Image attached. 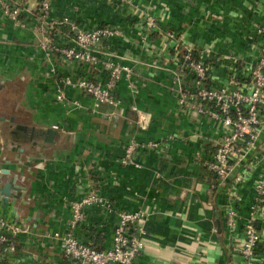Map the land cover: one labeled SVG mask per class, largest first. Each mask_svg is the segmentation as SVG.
Here are the masks:
<instances>
[{
    "label": "crops",
    "instance_id": "obj_1",
    "mask_svg": "<svg viewBox=\"0 0 264 264\" xmlns=\"http://www.w3.org/2000/svg\"><path fill=\"white\" fill-rule=\"evenodd\" d=\"M9 1L18 5L20 14L16 22L3 16L0 9V213L23 230L14 237V252L1 264H68L59 244L43 232L66 228L71 200L88 189L105 194L117 208L146 211L143 247L135 264H247L237 249L241 240L234 246L230 243L221 219V204L231 198V179L238 168L218 183L206 166L219 140V123L211 116L184 111L177 104L179 89L192 87L194 81L174 60L173 42L157 30L142 38L137 2L141 8L160 11L158 0H49L48 18L68 17L85 26L101 23L121 29L105 41L108 58L130 67L137 92L132 95L127 81L121 79L116 93L122 97V109L102 105L96 111L88 109L92 105L88 95L70 86L65 87L66 94L78 98L81 107L66 111L55 100L59 76L87 67L77 62L61 67L57 62L60 72L48 71L43 49L37 44L42 34L34 27L41 0ZM167 1L170 16L161 27L178 32L187 29L202 6L212 5L206 0ZM223 3L231 13L241 11L243 16L198 25L191 35L197 45L212 38L219 42L221 36L232 35L230 26L237 28L232 40L201 53L211 64V85L217 87L228 83L231 66H236L235 76L243 79L241 59L249 69L264 49V38L257 32L264 26V0ZM239 32L247 33L245 39ZM234 48L243 55L236 54L230 65L219 62ZM91 71L97 79L107 74L104 68ZM131 104L150 112L146 128L136 125L137 113ZM16 124L27 128L16 129ZM52 124L62 129L53 128L52 141H45L46 135L40 132ZM32 127L36 134L30 140ZM131 139L159 141L160 150L137 146L135 157L140 165H122L118 158ZM259 139V151L264 153V131ZM260 166H253V172L235 188L232 200L241 214L247 213L253 201L252 186ZM12 178L10 194L5 195L1 187ZM261 206L257 223L262 240L254 264L264 263V202ZM114 217V212L89 207L74 232L94 246L109 245Z\"/></svg>",
    "mask_w": 264,
    "mask_h": 264
},
{
    "label": "built area",
    "instance_id": "obj_2",
    "mask_svg": "<svg viewBox=\"0 0 264 264\" xmlns=\"http://www.w3.org/2000/svg\"><path fill=\"white\" fill-rule=\"evenodd\" d=\"M136 6L139 7L138 4ZM0 9L3 16L18 21V5L9 0H0ZM49 12L50 1L41 0L37 9L38 20L34 25L42 34L37 44L43 49L44 59L49 65L48 71L57 73V62L61 67L66 66L68 62H77L88 68L79 73H62L56 85L55 100L66 111L81 107L83 104L78 98L66 94L65 87L70 86L92 99V105L88 107L91 111L98 110L102 105L121 110L122 97L116 93L119 81H127L132 95L137 92L130 67L126 64H116L108 58L105 41L121 33V29L116 25L101 23L85 26L68 17L51 19L48 18ZM140 27L143 30L142 38L145 39L150 30H157L162 38L173 42L171 48L174 47V40L168 37V32L164 33L165 29L156 24L154 18L146 19ZM257 32L264 38V26L258 27ZM180 42H183L182 39L176 45ZM174 54V60L191 73L194 81L192 87L179 89L177 104L184 111L211 116L219 123V140L206 159L208 170L218 183H223L231 170L238 168L236 175L231 179V198L221 204V219L230 243L234 246L241 240L240 245H236H239L238 251L247 264H254L262 240V229L257 221L261 214V203L264 202V153L259 151V138L264 131V115H260V109H264V49L257 62L246 72L243 70V77L249 78L250 82L242 88L237 86L238 80L235 85L227 83L219 87L211 84L206 86L205 79L210 77V73L206 76L207 70L210 71L211 66L206 64L201 54L194 57V52L189 50H184L181 54L175 51ZM95 68L106 69V77L97 79L92 76L91 70ZM130 107L137 113L136 125L146 128L150 122V112L138 109L135 104ZM52 128L62 129L58 124H52ZM137 146L160 150L159 141L131 139L124 145L118 161L122 165L139 166L140 163L135 157ZM198 153L195 155L199 156ZM247 160L248 165H244ZM259 163L261 166L252 186L253 201L249 204L247 213L241 214L232 200L237 194L235 188L244 183L253 172V166ZM70 206L71 215L66 228L43 232V236L52 238L59 244L68 264H135L143 247L142 221L146 216L144 209L117 208L111 198L95 189H88L80 198L71 200ZM92 206H97L106 213L114 212L109 245L94 246L81 240L74 232V228L85 220L87 208ZM21 230L23 228L20 224L0 213V264L14 252V237Z\"/></svg>",
    "mask_w": 264,
    "mask_h": 264
},
{
    "label": "rangeland",
    "instance_id": "obj_3",
    "mask_svg": "<svg viewBox=\"0 0 264 264\" xmlns=\"http://www.w3.org/2000/svg\"><path fill=\"white\" fill-rule=\"evenodd\" d=\"M193 2H197V0H191ZM224 0H206L207 3L212 4V5H207V6H202L201 10L199 11L198 14H196L195 18L193 20H191V23L189 26H187L184 31H176V30H171V29H165L164 33L168 32V37L172 38L174 40V47L172 48L173 53L175 51L179 52V54H181L184 50H189V51H193L194 57H197V54H203V53H208V52H212L214 49L218 48L220 45H223L225 43H227L228 41L232 40L233 35L236 33L237 28L235 26H230V32H232L231 34H226L224 36H221V40L219 42H216L215 39L213 40L210 39L208 42L204 43V44H199L197 45L196 43H194L193 39L191 38L192 35V29L195 27H197L198 25H200V27H202L203 25L207 24L210 25L212 22L214 21H219L218 23H222L224 21L227 20V18H231V17H239L241 18L243 16L241 11H236L234 13H231L229 10H227V8L224 6L225 3H223ZM243 3L245 4V0H242ZM167 0H158V4L160 7V11L156 10L154 11L152 8L150 9L149 7L147 8H141V7H137V20L140 19V21L143 23L146 22V19L148 18H154V22L156 24H158L159 26H161L162 22L165 21L169 16H170V11H169V5L167 6ZM138 6L141 5V2L139 1V3L137 2ZM235 19V18H234ZM141 33H143V30L140 29ZM146 31V30H145ZM251 31L248 32L247 35H250ZM158 34H160V32H158ZM187 34V35H186ZM239 34L241 36H243V38L245 39V33L243 32H239ZM252 35V34H251ZM182 37L184 38V41L178 45H176V43L182 39ZM176 45V47H175ZM234 47V46H232ZM238 49L236 50L234 48L233 51H229L226 54H224V58L220 59L219 62L225 64V62H227L229 65L230 60H234L236 61V54L237 55H243L244 52H241L238 54ZM206 61V59H205ZM206 64H209L208 61H206ZM211 65V64H209ZM241 66H242V70H244L246 72V70L248 69V66L245 67L244 64V60L241 59ZM233 69L229 72V74H231L230 76H227L228 79V83H230L231 85H235V81L238 80L237 86L240 87H244L246 86L249 82V79L247 78H238L236 76H234L236 74V66H231ZM211 70V68H210ZM208 73H210L209 70H207V75ZM234 74V75H233ZM247 83V84H246ZM210 79L209 77H207V79H205V85L208 86L210 85ZM260 115L263 116L264 115V109H260ZM26 139V137H23Z\"/></svg>",
    "mask_w": 264,
    "mask_h": 264
},
{
    "label": "water",
    "instance_id": "obj_4",
    "mask_svg": "<svg viewBox=\"0 0 264 264\" xmlns=\"http://www.w3.org/2000/svg\"><path fill=\"white\" fill-rule=\"evenodd\" d=\"M1 118V117H0ZM3 119V118H2ZM15 127H16V129H26L27 127L25 126V125H23V124H16L15 125ZM14 131H16V130H14ZM55 133H56V131L53 129V128H51V127H48V128H46V130L45 131H41L40 132V134H44V135H46L45 136V138H44V140L45 141H52V139H53V136L55 135ZM30 134V140H32V138H34V135L36 134V132L33 130V127L31 128V133H29ZM18 138L16 139V142H15V144L18 146L19 145V143H18ZM15 180V178H12V180L11 181H8V182H6L2 187H1V191H2V193L3 194H5V195H8V194H10V188H11V186H12V181H14ZM217 221H218V219H217Z\"/></svg>",
    "mask_w": 264,
    "mask_h": 264
}]
</instances>
